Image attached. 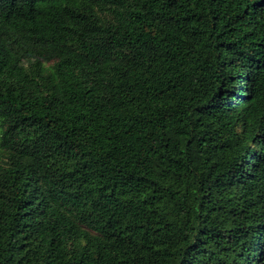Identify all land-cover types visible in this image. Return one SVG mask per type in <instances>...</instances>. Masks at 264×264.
Instances as JSON below:
<instances>
[{
	"label": "trees",
	"instance_id": "obj_1",
	"mask_svg": "<svg viewBox=\"0 0 264 264\" xmlns=\"http://www.w3.org/2000/svg\"><path fill=\"white\" fill-rule=\"evenodd\" d=\"M0 264H264V0H0Z\"/></svg>",
	"mask_w": 264,
	"mask_h": 264
},
{
	"label": "rangeland",
	"instance_id": "obj_2",
	"mask_svg": "<svg viewBox=\"0 0 264 264\" xmlns=\"http://www.w3.org/2000/svg\"><path fill=\"white\" fill-rule=\"evenodd\" d=\"M37 61H40L43 64L46 65H52L54 64L57 59L52 55H45L43 57H38L36 55H31L27 58H25L21 63V70L17 72L16 78L14 83L16 85H22L24 83V77L21 74V71L24 73H30L33 67V64Z\"/></svg>",
	"mask_w": 264,
	"mask_h": 264
}]
</instances>
